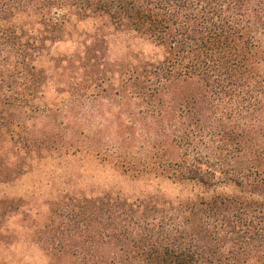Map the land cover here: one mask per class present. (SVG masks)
<instances>
[{"label":"trees","instance_id":"obj_1","mask_svg":"<svg viewBox=\"0 0 264 264\" xmlns=\"http://www.w3.org/2000/svg\"><path fill=\"white\" fill-rule=\"evenodd\" d=\"M105 30L149 51L113 58ZM81 154L174 194L64 193L43 216L0 197V253L264 264V0H0V185Z\"/></svg>","mask_w":264,"mask_h":264},{"label":"rangeland","instance_id":"obj_2","mask_svg":"<svg viewBox=\"0 0 264 264\" xmlns=\"http://www.w3.org/2000/svg\"><path fill=\"white\" fill-rule=\"evenodd\" d=\"M91 21L73 22L72 32L90 31ZM110 53L113 58L124 54L127 47L149 51V47L133 37L105 30ZM74 47L67 40L54 49L55 54L69 52ZM160 189L166 195L174 194L167 184L159 188L154 183L145 182L124 174L114 168L109 162H103L91 155L74 157L48 158L38 163L28 174L8 185H0V197L21 199L25 211L43 216L47 211L49 201L64 193H81L98 195L104 192H114L126 198H135L156 192ZM23 216L11 220L12 227L20 231ZM0 257L7 264H46L41 252L21 240L17 244L1 250Z\"/></svg>","mask_w":264,"mask_h":264}]
</instances>
